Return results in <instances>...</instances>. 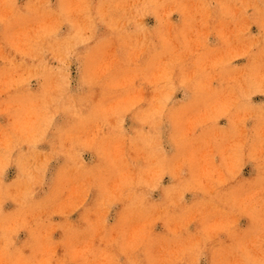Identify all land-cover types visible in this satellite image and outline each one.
Here are the masks:
<instances>
[{"label":"rangeland","instance_id":"rangeland-1","mask_svg":"<svg viewBox=\"0 0 264 264\" xmlns=\"http://www.w3.org/2000/svg\"><path fill=\"white\" fill-rule=\"evenodd\" d=\"M0 264H264V0H0Z\"/></svg>","mask_w":264,"mask_h":264}]
</instances>
